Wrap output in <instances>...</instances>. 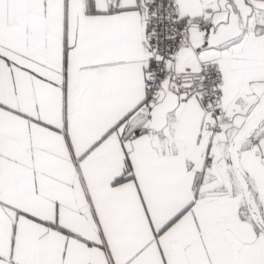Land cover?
I'll list each match as a JSON object with an SVG mask.
<instances>
[{
    "label": "snow or ice",
    "instance_id": "snow-or-ice-1",
    "mask_svg": "<svg viewBox=\"0 0 264 264\" xmlns=\"http://www.w3.org/2000/svg\"><path fill=\"white\" fill-rule=\"evenodd\" d=\"M0 264H264V0H0Z\"/></svg>",
    "mask_w": 264,
    "mask_h": 264
}]
</instances>
